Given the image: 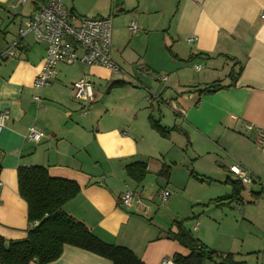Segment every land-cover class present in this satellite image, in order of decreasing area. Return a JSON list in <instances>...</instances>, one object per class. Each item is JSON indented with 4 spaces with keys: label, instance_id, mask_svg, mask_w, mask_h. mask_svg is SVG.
Instances as JSON below:
<instances>
[{
    "label": "crops",
    "instance_id": "0c3cea01",
    "mask_svg": "<svg viewBox=\"0 0 264 264\" xmlns=\"http://www.w3.org/2000/svg\"><path fill=\"white\" fill-rule=\"evenodd\" d=\"M44 2L0 0L1 51ZM59 2L74 17L111 19V59L119 71L59 64L48 86L34 88L46 45L31 34L18 58L0 60V112H8L0 130L5 245L24 241L35 225L27 221V206L18 194L17 170L37 166L78 185L77 195L62 207L64 214L101 242L129 249L143 264L189 256L169 237L176 223L219 255L264 264L259 259L264 256V143L258 142L264 133V0ZM131 22L135 33L128 30ZM156 74L166 80L155 81ZM85 75L93 100L83 115L72 85ZM214 82L225 88L197 92ZM113 83L123 86L110 87ZM149 116L187 139L179 132L160 137ZM30 128L42 134L39 142L26 139ZM133 163L146 166L141 183L126 173ZM233 163L254 182L243 186L239 201L215 205L231 195L226 181L232 180ZM126 191L136 195L128 207L120 205ZM163 191L169 196L161 202ZM48 264L111 263L65 245Z\"/></svg>",
    "mask_w": 264,
    "mask_h": 264
},
{
    "label": "trees",
    "instance_id": "16d2710c",
    "mask_svg": "<svg viewBox=\"0 0 264 264\" xmlns=\"http://www.w3.org/2000/svg\"><path fill=\"white\" fill-rule=\"evenodd\" d=\"M119 86L123 85L113 83L110 87ZM224 88L214 82L197 92L201 95L210 94ZM148 122L150 128L162 138H168L171 132H179L187 139L185 133L175 127H162L158 119L152 116H149ZM125 169L129 178L136 183H141L146 176V166L143 163H133ZM167 172L168 168L163 169L162 174ZM226 184L231 189L230 197L215 200V205L240 200L243 186L233 180L226 181ZM17 187L19 196L27 206V221L35 225L28 229L24 241L5 245L0 237V264H48L61 255L65 245L95 254L111 264H143L129 249L101 242L83 224L62 212L63 205L79 191L74 181L52 178L42 167H21L17 170ZM176 226L177 231L171 232L169 237L189 250L190 254L186 257L174 255L172 264H203L206 260L213 259H217L219 264H245L234 261L232 255H219L201 246L182 224L176 223Z\"/></svg>",
    "mask_w": 264,
    "mask_h": 264
},
{
    "label": "built area",
    "instance_id": "2783aa9c",
    "mask_svg": "<svg viewBox=\"0 0 264 264\" xmlns=\"http://www.w3.org/2000/svg\"><path fill=\"white\" fill-rule=\"evenodd\" d=\"M26 0H19L24 3ZM261 17L264 19V10ZM74 20L76 25L70 23ZM131 33L136 32V23L128 26ZM46 45L45 55L40 71L37 74L33 86L43 88L50 84L56 75V66L74 65L84 63L90 67H102L116 73L119 71L111 59V19L106 18H82L74 17L59 2V0H47L39 3L23 28L18 30L16 39L8 44L4 50H0V60L16 59L24 49L23 39L27 35ZM192 38L187 39L190 43ZM158 81L166 78L158 76ZM73 99L82 105V114L85 115L87 107L93 100V90L90 77L85 75L72 85ZM38 101V97L33 98ZM8 118V112H0V130L4 121ZM42 134L30 128L26 139L34 143L39 142ZM258 142L264 143V133L260 135ZM231 179L242 186L250 185L254 178L243 167L233 163L229 168ZM169 196L168 191L159 194V200L164 202ZM136 195L126 191L120 198V205L130 206ZM161 264H172V261L164 260Z\"/></svg>",
    "mask_w": 264,
    "mask_h": 264
},
{
    "label": "rangeland",
    "instance_id": "374dc122",
    "mask_svg": "<svg viewBox=\"0 0 264 264\" xmlns=\"http://www.w3.org/2000/svg\"><path fill=\"white\" fill-rule=\"evenodd\" d=\"M153 78L155 79V81L157 80V78H158V76H157V74L156 75H153ZM158 82V81H157ZM154 83H156V82H154ZM156 111H155V115H156ZM192 176L194 177V178H196V179H198V180H201L200 178H203L202 176H200V175H196L195 173H192ZM213 188V190H212V192L214 193V192H216L217 191V187L216 186H212ZM218 193V192H217ZM216 194V193H215ZM214 194V195H215ZM218 194H221L220 192L218 193ZM211 196H213L212 194H210ZM255 257H256V254H253V255H251L250 257H249V259H248V261L249 262H253L254 260H255ZM259 259L261 260V259H264V256L263 257H261V256H259Z\"/></svg>",
    "mask_w": 264,
    "mask_h": 264
}]
</instances>
